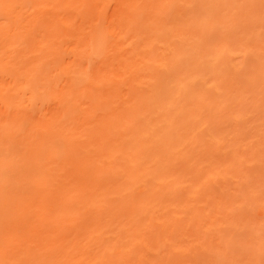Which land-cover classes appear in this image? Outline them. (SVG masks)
<instances>
[{
    "label": "bare ground",
    "instance_id": "obj_1",
    "mask_svg": "<svg viewBox=\"0 0 264 264\" xmlns=\"http://www.w3.org/2000/svg\"><path fill=\"white\" fill-rule=\"evenodd\" d=\"M260 11L264 0H0V264H261L260 175L244 171L259 139L205 168L193 122L208 88L236 80L228 60ZM205 72L215 79L196 86ZM243 77L240 95L258 83ZM222 173H242L244 189L217 222L189 206ZM177 224L221 241L175 244Z\"/></svg>",
    "mask_w": 264,
    "mask_h": 264
},
{
    "label": "rangeland",
    "instance_id": "obj_2",
    "mask_svg": "<svg viewBox=\"0 0 264 264\" xmlns=\"http://www.w3.org/2000/svg\"><path fill=\"white\" fill-rule=\"evenodd\" d=\"M112 8V7H111ZM108 9H106V14ZM112 11V9H111ZM110 14V10L109 13ZM264 15V11H260ZM211 39L216 38L215 34H211ZM264 37V26H255L249 30L248 37L243 39V46L240 52H235L230 56L227 65L229 66L227 76L235 75L236 80L230 85L227 83V90L223 91L222 86L210 87L207 90L208 105L201 109L193 118L199 128L201 140L203 142L194 147L196 155L203 156L206 162V167L213 165L219 167L230 160V158L243 149L249 146L248 143L256 137L259 139L246 150V157L258 156L261 160L253 162L247 169H244L246 177L251 178L253 175H260L257 181L256 194L264 198V42L259 45L255 43V39ZM232 39V37H231ZM253 48L251 51L250 49ZM67 56V55H66ZM263 58V59H261ZM255 74L258 83L255 88L248 90L246 93L240 95L242 88V79L244 75ZM229 78V77H228ZM215 79V76L209 75L206 72L202 73L196 79L195 85L201 88L207 87ZM224 85V84H223ZM218 99L224 101L222 108L217 109L214 102ZM241 100V103L238 100ZM255 126L259 130L255 132ZM214 135H218L220 139L213 145L212 148H206L207 142L211 141ZM255 139V138H254ZM252 162V161H251ZM223 163V164H221ZM235 167V165H234ZM240 168V167H239ZM242 173L234 177L230 182V173L221 174L214 177L210 182L203 184L204 188L210 193V200L207 199L204 192H201L197 203L191 204L189 209L194 212L201 211L206 206H209L213 212L211 216L217 222L225 220V216L229 213L222 210V212L214 215L217 207L228 204L233 206L236 198L239 197L241 190L244 189V184L241 180ZM204 189V190H205ZM177 192V191H176ZM181 195L184 201H187L192 193L181 191L177 194ZM180 197V196H179ZM181 199V198H180ZM181 199V200H182ZM159 200V199H158ZM207 201L209 203H207ZM254 205V200L245 201V206ZM171 208L163 209L162 212L169 213ZM158 213V212H156ZM217 213V212H216ZM264 210L258 208L253 212L255 218H262ZM209 220H204L199 225L204 229L210 228ZM263 223H258L257 228L263 227ZM198 227L193 224L191 226L183 227L176 225V231L181 230L180 238H175L171 242L175 244L185 245L189 243H201L209 245L211 243L218 244L221 237L216 235H206L203 238H197L194 233L197 232ZM232 233L237 230L232 228ZM159 236H154L152 241L158 240ZM163 237V236H160ZM199 264H212V259L208 255H199ZM194 264L193 256H188L186 264ZM264 263V259L261 262Z\"/></svg>",
    "mask_w": 264,
    "mask_h": 264
}]
</instances>
